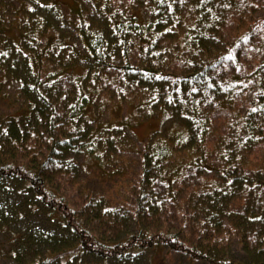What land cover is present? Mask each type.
<instances>
[{
  "label": "trees",
  "instance_id": "16d2710c",
  "mask_svg": "<svg viewBox=\"0 0 264 264\" xmlns=\"http://www.w3.org/2000/svg\"><path fill=\"white\" fill-rule=\"evenodd\" d=\"M40 1L46 4L50 0ZM234 1L93 0L94 13L89 16L82 5V11L70 18L64 14L59 18L54 9L37 6L40 16L29 18L31 22L24 26L16 23L23 29L21 44L17 46L1 32L6 24L15 22L4 19L3 3L0 4V101L13 108L0 117V188L10 191L18 184L31 195L28 202L31 207L26 213L20 211L22 208L16 213L4 208L0 211V224L7 230L16 216L26 220L32 212L46 210L50 224L65 232L49 235L46 226L35 222L41 229L36 231L35 224L28 223L25 231L19 232L18 251L45 254L44 260L30 264L55 261L74 264L77 259L79 264H143L137 258L159 248L183 254L195 263L264 264V203L258 201L264 198V180L254 179L256 175L264 177V62L255 64L251 59L248 49L252 46L245 51L247 30L237 33L233 44L223 40L222 27L235 23L236 17L252 6L250 0ZM137 3H142L147 11L148 25L138 21V12L133 11ZM123 4L127 5L124 9ZM51 17L56 18L58 25L48 24H53ZM98 17L106 18L117 37L116 45H109L107 31L100 29L101 21H94ZM59 26L66 35L76 37H62ZM49 29L58 33L65 53L55 50L54 56H45L41 38L49 35ZM176 30L179 32L174 34ZM161 34L168 35L161 38ZM207 35H211L208 39L211 47L220 50L202 48L206 47ZM168 36L177 41L163 45ZM73 41H80L85 49L90 65L88 76L99 79L103 74L109 75L106 71L113 66L111 63L130 57L133 50L137 69L127 63L119 75L141 73L171 80L164 104L172 109L184 131L179 133V142L164 131L162 141L151 139L146 144L141 157L143 174L137 186L139 191L127 198L133 201L132 209L121 205L126 203L124 199L114 205L113 200L104 201L87 190L86 185L79 184L74 156L85 158L81 168L89 176L110 178L121 174L114 169V161L106 158L120 132L115 129L110 138H105L96 133L94 125L78 121L81 106L76 91L52 81L59 79L61 62L65 67L80 62ZM14 52L20 55L18 60L12 59ZM94 68L96 75L92 72ZM143 69L152 73H144ZM8 83L11 90L14 87V102L23 96L25 105L8 103L10 96L5 88ZM131 87L134 90L131 96L137 98L138 85L128 86ZM155 90L159 96L153 95ZM163 90V83H156L149 90L148 106L147 100L136 102L132 97L130 100L138 106L156 108L163 99ZM50 93L56 95L52 106L46 98ZM17 107L22 108L18 117L14 116ZM36 109H69V112L64 124L49 120V127L38 131L34 125ZM128 137L129 134L127 138L121 137L120 147L138 153L136 144L128 141ZM257 154L260 161L252 158ZM93 158L104 165L94 174L85 167ZM239 194L244 205L235 210L231 203ZM255 194L258 196L251 200ZM234 217L244 222L238 225L239 229L250 230L239 232L236 226H227L226 221ZM235 237L240 239L250 259L236 261L230 256L229 243ZM85 257L91 261L84 263Z\"/></svg>",
  "mask_w": 264,
  "mask_h": 264
},
{
  "label": "rangeland",
  "instance_id": "374dc122",
  "mask_svg": "<svg viewBox=\"0 0 264 264\" xmlns=\"http://www.w3.org/2000/svg\"><path fill=\"white\" fill-rule=\"evenodd\" d=\"M244 1L245 0H236L234 2L244 3ZM250 1L252 3L250 9H247V11H244L240 16H237L235 23H227L224 27H222V32H224L223 40L233 44L236 42V34L240 33L241 30H247V32L244 33L245 36L248 37V42L245 45V51L249 46H252V48L248 49V52L251 54V59L255 60V64H261L264 62V46L261 45L264 42V0ZM1 3H3L1 15L4 16V19L8 22L12 19H14L15 22V24H6L1 32L5 38H7L16 46L21 44V35L23 34V29H21L17 24L24 26L31 22L29 18L40 16L36 11L37 6H40L41 8L48 6L49 8L54 9L59 14V18H62V14H64L66 18H70L72 15L78 14L80 10L82 11V5L83 9L89 16L96 10V7L92 4L93 0H50L47 1L46 4L40 0H0V4ZM141 5L142 3L135 4L136 9H133V11L134 13L138 12L137 18L141 24L144 23L143 25H148L150 22L149 15L144 6ZM126 6V4H123L122 9H124ZM122 12L123 11H120V13ZM130 14L131 13L129 12L127 16ZM104 19L106 18L103 17L100 19L98 17L95 18L94 21H101L100 29L107 31L108 34L105 35V37L107 38L109 45L114 46L116 45L117 37L114 36L113 30L108 27L109 24ZM52 20L53 24L52 22H49L48 24L58 25L56 18H52ZM65 26H67V23ZM57 29L62 37L70 36L72 39L76 37L74 34L66 35L64 33L63 27L61 26H59V28L57 27ZM178 32L179 31L176 30V33L174 34H177ZM57 34L58 33L55 32L54 29H49V35L45 34L41 38L40 46L44 47L43 52L44 49H46L45 56L47 57L50 55L54 56L55 54L53 51L55 50L60 53H65L64 48L60 47V39ZM167 35L168 34H161L160 37L163 38ZM33 36L35 37V34H33ZM207 36L208 37L204 40L206 47L202 45V48H205L206 51L220 50L211 47L210 43L208 42V39L211 35ZM172 38L173 37L169 36L164 38L165 40L162 41L163 45H166L167 41L173 40ZM174 38L177 39L176 36H174ZM173 41L175 43L177 40ZM73 43L78 48H75V50H78L80 62L68 64L66 67L65 64L61 62L60 66L62 71L57 75L59 79H54L52 81L57 85H64L65 87L72 88L76 91L77 97H79V105L81 106L78 108L79 111L77 112L79 117L78 121L88 122L94 125L96 133H100V135L105 138H110L111 132L115 129L119 130L120 132V134L118 133L119 135L115 138L114 147H110L112 153H110V156L106 158L108 160L114 161V169L121 171V174L113 175L110 178L96 175L89 176L81 168V164L85 161V158L82 156H74V160L76 161V165L79 170V184L81 186H83L82 184L86 185L87 190L92 191L97 197L102 198L104 201L113 200L112 204L114 205L117 204L118 201H122L124 199L126 203L121 202V205L125 206L126 209H132L133 201L127 200V198H130L134 191H139V189L137 190V186L141 182L143 174V160L141 161V157L144 155L146 144L151 139L154 142H158V139L161 140L160 136L164 137V131H166L168 134H171L175 140L178 139L179 133L184 131V128L176 121L172 109L168 108L166 104H164L166 99L165 96L168 92L167 88L171 83V80L169 78L163 79L164 81L158 80L154 77L152 78L141 73L134 75H123L124 78L119 75L120 69L124 64L127 63H130L134 69H137L135 68L138 65L135 56L136 52H133V50L130 52V57H124L122 60L121 58H117L118 60L115 64L111 63L113 66L109 67L108 71H106L109 75L103 74L99 79L93 76H88L90 65L87 62L85 49L80 41L77 43L73 41ZM214 45H216V43H214ZM24 46L27 47L25 43ZM30 48L32 47H29L28 49ZM175 50L180 53L179 48L176 47ZM170 51L172 54L171 49ZM20 52L26 56H29V54L25 53L23 50ZM168 56L170 55L168 54ZM172 56L173 54L171 57ZM19 57L20 55L14 52V57L12 59L18 60ZM242 57H244V55H242ZM22 59H24V56ZM27 64L28 62L26 61V65ZM94 70L95 68L92 69V72H94ZM141 71L144 73H152L145 69ZM94 74L96 75L95 72ZM60 75L65 77L62 78ZM130 76H133V79H130ZM155 76L158 77V74H155ZM42 79L45 78L42 77ZM156 83L164 84V90L162 91L163 99L161 102H159L158 107L156 105V108H154L151 105L149 108H147L145 106H148L149 100L147 99H149V90L154 89L156 87ZM126 85H138L139 90L137 92V98H133L131 96V93H134L133 88L131 87L129 89ZM5 88L10 96L8 101L10 105H13L14 103L19 105L23 103L25 105L23 96H20L21 99L18 102L16 100L14 102V99H12V95L15 93L13 90L14 87L11 90V85L8 83ZM55 89L57 90V88H54V90ZM247 91L249 90L247 89ZM153 95L159 96L160 94L157 92V90H155ZM247 96L248 94H246L244 97ZM55 97L56 95L54 93L46 95V98L48 99L51 106L54 103ZM130 97L135 99L136 102L147 100V103L145 106H138L137 103L134 104L131 102ZM169 101L166 100V102ZM16 109L17 110H15L14 116L18 117V115L22 114V108L17 107ZM52 110H55V112H52ZM12 111V107L0 101V117H5ZM68 112L69 109H36L34 113V125L38 131H42L49 127L47 124L49 120H53L57 124H64ZM156 132L159 134L157 135ZM154 133L156 135L155 137H153ZM128 134V141H133L136 144V151H138V153H129L128 150L122 149L120 147L119 140H122L121 137L123 139L127 138ZM179 141L180 139L177 140V142ZM259 156V154L255 156L252 155V158L254 161H260L261 159ZM85 167L87 168V172L94 174L98 170H102L104 165H102L98 159L93 158L87 161ZM247 178L249 179L250 177L247 176L246 179ZM209 179L213 178L209 177ZM254 179L256 181H260L264 180V177L256 175L254 176ZM238 188L239 186H236V189ZM9 189L10 191H4V189L2 190L0 188V211H3L4 208H8L10 211H14V213H16L18 210H20V208H22L20 211L22 213H26L28 208L31 207V205L28 204V202L31 200L30 193L21 189L18 184H16L14 188ZM257 196V194L253 195L251 200L256 199ZM1 200L6 202L4 203ZM258 201L264 203V198L262 200L259 198ZM243 205L244 200L241 194L236 196L231 203V206L234 207L235 210H239L238 208L243 207ZM232 210L233 209H230V211ZM45 213H47L46 210ZM45 213H42L41 211L35 214L32 212V214L29 215L26 220H21L16 216L12 226L7 230H4L0 224V264H30L34 260H44L45 254H24L18 251L17 246L21 244V240L18 239L19 232H24L26 225L30 222L34 224L36 222L41 225V227L46 226L49 235H65V232L50 224V221L47 219V215ZM242 224H244V222L238 217L230 218L228 221H226L227 226H236L238 229V225ZM35 226L36 231L41 230L37 224H35ZM223 227H225V222L223 223ZM252 227H255V225ZM249 230V228L241 227L238 231L248 232ZM132 231H134V229H132ZM53 246H56V244H53ZM229 254L236 261L250 259V255L248 254L246 248L237 237H235L231 243H229ZM48 258L52 259L53 261L51 256ZM47 259L45 260L46 263L48 262ZM137 259L143 261V264H203L192 262L187 256L183 254L175 252L170 253L166 249L161 248L145 252ZM82 261L84 263H89L91 259L85 257L82 259ZM126 261L128 262V260ZM57 262L55 261L52 264H57ZM74 264H79V259H77Z\"/></svg>",
  "mask_w": 264,
  "mask_h": 264
}]
</instances>
